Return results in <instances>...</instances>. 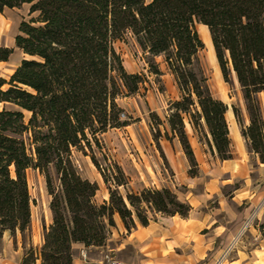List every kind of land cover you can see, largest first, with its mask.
<instances>
[{
	"label": "trees",
	"instance_id": "trees-1",
	"mask_svg": "<svg viewBox=\"0 0 264 264\" xmlns=\"http://www.w3.org/2000/svg\"><path fill=\"white\" fill-rule=\"evenodd\" d=\"M31 5L15 45L23 59L9 80L0 77V239L5 232L24 238L31 232L28 172L45 178L53 222L43 225L41 264H72L73 245L102 246L119 216L128 231L149 224L151 214L188 217L191 206L169 189L119 193L122 172L113 177L110 197L95 201L99 186L81 177L74 150L101 147V137L126 125L118 99L138 90L115 49L128 34L151 57H163L181 99L171 103L169 141L176 139L198 176L186 121L220 160L232 158L229 110L214 98L200 61L204 49L197 26L208 28L226 82L235 76L249 125L232 108L242 136L264 164V0H0L6 9ZM13 49L0 47V62ZM155 74L159 67L152 65ZM133 83V84H131ZM157 118L156 115H152ZM160 134V131H159ZM93 163L109 182L95 157ZM264 239V218L256 226ZM31 247L23 264H36Z\"/></svg>",
	"mask_w": 264,
	"mask_h": 264
},
{
	"label": "rangeland",
	"instance_id": "rangeland-1",
	"mask_svg": "<svg viewBox=\"0 0 264 264\" xmlns=\"http://www.w3.org/2000/svg\"><path fill=\"white\" fill-rule=\"evenodd\" d=\"M30 7L23 5L6 9L0 14V47L14 51L8 62H0V77L5 80L10 79L25 59L15 45V38L23 21L37 17V14L30 15ZM197 30L208 35V29L201 25L197 26ZM202 41L204 49L200 53V61L212 95L227 104L229 110L232 111L233 107L239 109L243 124L248 126L249 116L236 77L225 81L212 42ZM115 49L127 74L139 76L140 83L135 93L124 95L117 101L123 110L121 121L126 125L105 133L101 137V147L95 146L93 152L86 149L84 154L74 150L75 164L81 177L99 186L96 203L102 205L109 200V187L115 189L113 177L120 176L122 172L127 184L119 187L118 191L125 199L128 194L139 195L146 189H169L183 202H187V198L198 199L197 211L205 215L210 223L225 229L223 253L215 264H230L237 259L241 261L236 264H252L257 258L264 259V252H259L264 247V241L256 231V226L263 221L260 219L264 218V164L242 136V127L234 114L230 123L232 158L226 161L212 154L186 121V132L198 164V176L191 177V165L180 144L176 139L169 141L166 138L169 108L171 103L181 99V94L164 58H153L145 53L131 34L124 41L117 42ZM154 64L159 67L160 75L155 74ZM259 97L264 103V94ZM92 157H95L105 177L109 178L108 183ZM28 179L33 224L31 232L26 233L24 238L21 235L26 245L31 244L33 235L38 236L43 225L50 226L53 222L50 210L52 198L47 192L44 176L30 170ZM151 216L155 215L149 213V218Z\"/></svg>",
	"mask_w": 264,
	"mask_h": 264
},
{
	"label": "crops",
	"instance_id": "crops-1",
	"mask_svg": "<svg viewBox=\"0 0 264 264\" xmlns=\"http://www.w3.org/2000/svg\"><path fill=\"white\" fill-rule=\"evenodd\" d=\"M186 200L185 203L192 208L188 217L155 214L148 225L137 222L132 231H128L120 217L116 216V224L109 228L102 246L73 245L72 264H103L107 258L127 264H215L223 253L225 229L210 223L205 215L197 211L198 199ZM261 241H264L262 237ZM43 244L42 231H38L37 237L33 235L31 244L27 245L19 232L16 237L5 232L0 239V264H23L31 247L37 256L36 264H41L40 249ZM262 251L264 247L259 250ZM240 261L233 260L230 264ZM252 264H264V259L257 258Z\"/></svg>",
	"mask_w": 264,
	"mask_h": 264
},
{
	"label": "bare ground",
	"instance_id": "bare-ground-1",
	"mask_svg": "<svg viewBox=\"0 0 264 264\" xmlns=\"http://www.w3.org/2000/svg\"><path fill=\"white\" fill-rule=\"evenodd\" d=\"M204 27V26H203ZM205 29H208L207 27H205ZM199 33V35H200V38L202 39V40H204L205 42H207L208 44L209 43H211V41H210V36H209V31H208V35L206 36L201 30L198 32ZM226 119H227V122H228V124H229V129H230V131H231V121H232V119H233V113H232V111L231 110H228V112H227V114H226ZM231 134V133H230ZM107 195H109L108 193H107Z\"/></svg>",
	"mask_w": 264,
	"mask_h": 264
},
{
	"label": "built area",
	"instance_id": "built-area-1",
	"mask_svg": "<svg viewBox=\"0 0 264 264\" xmlns=\"http://www.w3.org/2000/svg\"><path fill=\"white\" fill-rule=\"evenodd\" d=\"M123 116V115H122ZM84 258H86V254L83 255ZM225 256V255H224ZM103 264H127V263H123V262H118V261H114L112 259L107 258L105 262H103Z\"/></svg>",
	"mask_w": 264,
	"mask_h": 264
}]
</instances>
